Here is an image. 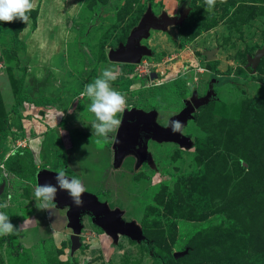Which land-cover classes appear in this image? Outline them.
I'll use <instances>...</instances> for the list:
<instances>
[{
    "label": "rangeland",
    "instance_id": "rangeland-1",
    "mask_svg": "<svg viewBox=\"0 0 264 264\" xmlns=\"http://www.w3.org/2000/svg\"><path fill=\"white\" fill-rule=\"evenodd\" d=\"M35 2L28 24L0 22V211L18 229L0 236V264H264V52L248 66L264 48V0ZM146 11L174 21L149 26L138 63L109 60ZM105 68L127 95L124 112L153 111L164 126L209 92L180 130L188 145L148 139L150 160L127 154L115 166L80 95ZM19 93L50 103L23 102L18 124ZM64 166L142 238L82 214L71 249L67 207L40 209L34 197V171Z\"/></svg>",
    "mask_w": 264,
    "mask_h": 264
},
{
    "label": "water",
    "instance_id": "water-1",
    "mask_svg": "<svg viewBox=\"0 0 264 264\" xmlns=\"http://www.w3.org/2000/svg\"><path fill=\"white\" fill-rule=\"evenodd\" d=\"M166 16H159L157 18L150 11H146L140 18L137 25L129 32L125 43L119 44L115 48H110L107 53V58L113 62L118 63H138L140 57L148 53L144 45L138 43L141 37L148 35L149 26L153 28H161L166 24L173 22ZM264 52V48L257 50L251 59L248 60L250 71L254 70V65L258 57ZM208 59H213V53H207ZM210 97L207 92L203 97L191 96L188 102H185L183 109L176 115L170 117L168 124L162 126L155 122V113L153 111H142L133 109L128 112H123L120 115L122 121L118 130L113 134L115 140H112L111 147L113 149L112 160L113 164L117 166L122 158L131 154L135 157V163L138 165L143 160H150V155L147 152V140L174 142L180 146L188 145V138L182 135L180 131H173L170 127V122L179 121L181 126L185 120L189 118L194 107L203 105ZM182 128V127H181ZM181 130V129H180ZM66 166L63 167V169ZM57 171L46 168H39L34 171L35 185L51 183L56 184L54 179ZM82 205L76 206L66 191L59 190L55 197L56 208L66 206V217L68 226L71 228L69 239L71 242V249L77 247V236L81 229V215L86 214L95 224L103 226L110 234L122 232L132 239L142 238V235L137 231L135 226L128 221L121 218L118 209H110L104 202H101L97 197L85 192L82 194ZM176 257V253L173 254Z\"/></svg>",
    "mask_w": 264,
    "mask_h": 264
},
{
    "label": "clouds",
    "instance_id": "clouds-1",
    "mask_svg": "<svg viewBox=\"0 0 264 264\" xmlns=\"http://www.w3.org/2000/svg\"><path fill=\"white\" fill-rule=\"evenodd\" d=\"M209 9L216 5L217 0H204ZM225 2V0H221ZM36 7L35 0H0V22L12 23L16 20L28 24L30 12ZM169 29L172 25L168 26ZM117 79V74L105 68L93 82L84 86L81 96L87 97L89 101V111L94 115L91 122V129L94 134L103 140H115L110 137V133H115L120 127L122 121L120 114L128 107L127 95L114 88L112 82ZM173 131H180L179 121L170 122ZM98 143L100 140L97 141ZM56 184L51 183L36 184L34 197L41 201L38 208L49 209L56 207L55 197L57 191H66L76 206L82 205L81 196L87 191L82 181L76 177H69L67 169H60L55 173ZM7 207V204H0V208ZM18 229L10 222L9 216L0 211V236L15 235Z\"/></svg>",
    "mask_w": 264,
    "mask_h": 264
},
{
    "label": "trees",
    "instance_id": "trees-1",
    "mask_svg": "<svg viewBox=\"0 0 264 264\" xmlns=\"http://www.w3.org/2000/svg\"><path fill=\"white\" fill-rule=\"evenodd\" d=\"M0 31L7 33V32H9V29L0 26ZM21 68H22V67H21ZM93 71H94V69L92 68V69H91V72H93ZM21 81H22V77H20V78L18 79L19 84H20ZM126 87H127V83H125V85L122 87V89L124 90ZM23 102L31 103V104L34 105V106L49 105V103H50V101H49L48 99H30V98H28V97H26V96H24V95H22V94L19 93V94L17 95V97H16V100H15L13 106H12L11 112H12L13 114L17 115V112H18L17 107H18L20 104H22ZM7 126H8L7 119L4 118V119H3V129H2V133H1V135H0V137H2V139H4V138L6 137V135H7V131L5 130ZM5 148H6V147L3 145V150H2V149L0 150V160H1V158L3 157V155H4V149H5ZM5 150H6V149H5ZM66 169H67V174H69L70 169H69V168H66ZM148 248H149V247H148ZM152 255L155 256L154 254H152ZM159 260L162 261V260H164V259H163V258H159Z\"/></svg>",
    "mask_w": 264,
    "mask_h": 264
},
{
    "label": "crops",
    "instance_id": "crops-1",
    "mask_svg": "<svg viewBox=\"0 0 264 264\" xmlns=\"http://www.w3.org/2000/svg\"><path fill=\"white\" fill-rule=\"evenodd\" d=\"M23 112H25V111L24 110H21V112L19 113L20 115H17V119L16 120H17L18 124H19V121H21V122L24 121L23 118H22V116H24V113ZM19 117H20V119H19ZM22 125H23V123H22Z\"/></svg>",
    "mask_w": 264,
    "mask_h": 264
},
{
    "label": "flooded vegetation",
    "instance_id": "flooded-vegetation-1",
    "mask_svg": "<svg viewBox=\"0 0 264 264\" xmlns=\"http://www.w3.org/2000/svg\"><path fill=\"white\" fill-rule=\"evenodd\" d=\"M118 63V62H117ZM125 64V63H124ZM209 98H212L211 96L209 97ZM162 126H164V125H162Z\"/></svg>",
    "mask_w": 264,
    "mask_h": 264
}]
</instances>
